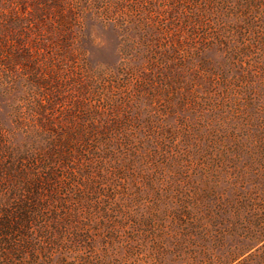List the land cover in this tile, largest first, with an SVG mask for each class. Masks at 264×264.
<instances>
[{
    "label": "rangeland",
    "instance_id": "obj_1",
    "mask_svg": "<svg viewBox=\"0 0 264 264\" xmlns=\"http://www.w3.org/2000/svg\"><path fill=\"white\" fill-rule=\"evenodd\" d=\"M98 94L137 112L125 145L78 136L85 159L75 136L63 164L127 172L83 201L81 239L17 264H264V0H0V186Z\"/></svg>",
    "mask_w": 264,
    "mask_h": 264
},
{
    "label": "trees",
    "instance_id": "obj_2",
    "mask_svg": "<svg viewBox=\"0 0 264 264\" xmlns=\"http://www.w3.org/2000/svg\"><path fill=\"white\" fill-rule=\"evenodd\" d=\"M199 8L196 6L195 10L190 9L193 15L191 28H184L187 32L191 29L189 36L192 40L200 35L194 31L198 25H202L201 29L204 26L206 29L209 21H206V25L203 24L205 15ZM182 33L185 32L180 34ZM170 44L166 43L165 52L178 51L179 55L180 44ZM201 61L206 63L207 59L203 57ZM105 97L109 99L108 96ZM90 99L99 102L96 106L90 104L91 116L87 111L83 116L79 108H75L70 118L75 127H52L36 135L38 140L32 144L33 152L27 157L20 153L21 165H9V171L2 174L5 184L0 186V260L4 261V264L20 263L26 255L31 258V262L38 263L41 257L48 259L53 253L66 251L67 240L77 242L83 237V221H79L85 210L84 206H81L83 201L96 208L100 203L99 193L106 183L103 177L114 175L120 179L126 174V165L131 161L127 157H116L110 169L101 170L102 174H90L88 162L77 167L63 164L65 159L70 161L79 151V148L74 147L75 136L81 141L78 146L81 147L80 151L86 146L84 140L78 136L84 137L86 142L98 141L110 151L111 143H116V146L125 145L122 143L123 137L125 138L123 133H127L128 127H132L137 119V112H134L133 117L129 115V106L128 110L122 111L120 107L113 106L112 102L105 101L99 94ZM127 103L125 102V105ZM78 118H81L83 123H78ZM152 127L150 123L148 129ZM83 151L88 153L84 154L85 159L92 156L87 148ZM124 153L126 154L125 151ZM58 168H64L67 174L60 176ZM10 171L13 172L12 175ZM62 186L67 190L66 195L69 194L71 198L61 196L59 188ZM105 210L109 208L105 206L103 211Z\"/></svg>",
    "mask_w": 264,
    "mask_h": 264
}]
</instances>
